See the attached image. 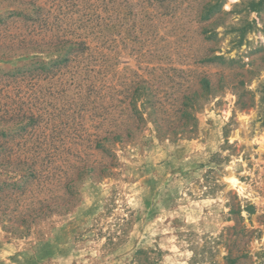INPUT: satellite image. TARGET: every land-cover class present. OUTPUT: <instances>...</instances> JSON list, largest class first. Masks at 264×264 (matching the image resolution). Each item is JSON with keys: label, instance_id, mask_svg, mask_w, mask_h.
I'll use <instances>...</instances> for the list:
<instances>
[{"label": "rangeland", "instance_id": "374dc122", "mask_svg": "<svg viewBox=\"0 0 264 264\" xmlns=\"http://www.w3.org/2000/svg\"><path fill=\"white\" fill-rule=\"evenodd\" d=\"M0 264H264V0H0Z\"/></svg>", "mask_w": 264, "mask_h": 264}]
</instances>
